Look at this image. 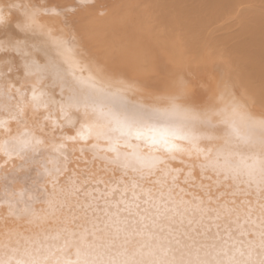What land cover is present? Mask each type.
Masks as SVG:
<instances>
[{
	"label": "bare ground",
	"instance_id": "obj_1",
	"mask_svg": "<svg viewBox=\"0 0 264 264\" xmlns=\"http://www.w3.org/2000/svg\"><path fill=\"white\" fill-rule=\"evenodd\" d=\"M0 21V261L264 260L260 176L204 167L219 142L178 141L174 159L120 148L164 161L149 172L99 135L149 109L187 113L198 136L221 134L201 122L221 127L233 105L264 119V0H0ZM87 95L99 103H70ZM189 220L218 247L180 256L132 231L166 242Z\"/></svg>",
	"mask_w": 264,
	"mask_h": 264
},
{
	"label": "snow or ice",
	"instance_id": "obj_2",
	"mask_svg": "<svg viewBox=\"0 0 264 264\" xmlns=\"http://www.w3.org/2000/svg\"><path fill=\"white\" fill-rule=\"evenodd\" d=\"M82 4H87L90 0H80ZM37 7V6H34ZM45 15L49 12L46 10ZM40 13L34 12L31 19H35ZM2 22V21H0ZM70 103L87 106L89 103L97 104L99 101L91 95L85 97H70ZM79 110V108L77 109ZM221 116L219 123L221 127L213 125L210 121H203L201 123L208 126L209 129L221 134L198 136L195 134L194 129L189 126L188 114L181 112L179 109L173 107L171 110H159L149 109L144 110L142 118L135 122L126 121L125 126L104 128L99 135L107 138L108 147L103 149L105 152L113 153L116 161H121V166L125 169L132 167L136 171L148 170L151 172L157 167L158 164H163L164 161L158 157L149 155L145 157L139 149V146L133 148L132 153H121L120 148L132 147L130 141L136 140L143 143L144 147L149 151L163 152L175 158L172 154L176 152H183L184 149L177 146L178 141H185L189 145L195 147L198 141L207 140L213 144L219 142V146L215 149V152H209L205 159L211 161L210 164H206L204 167H211L220 174L228 175L230 179L239 180L243 175H253L258 173L260 176V190L264 194V119H254L252 116L243 112L239 105L232 106L231 116H226L223 113H218ZM136 124L135 129L131 126ZM82 139L84 137H81ZM28 147L27 144L20 146L21 152ZM95 147V146H94ZM198 154H203L199 152ZM214 157V159H213ZM15 171V169L13 170ZM5 180L8 177H4ZM134 199V198H133ZM123 204L124 201H121ZM152 205L149 208L144 209L145 213L150 212ZM135 208H140L139 204H135ZM129 215H134L131 207L126 209ZM159 211V209H157ZM119 209L117 210V213ZM201 214L203 210H200ZM159 219V217H154ZM172 217L165 215L164 220H171ZM139 223V222H137ZM181 225H184V221H180ZM193 220L187 221L184 230L176 228L175 232H169L166 242H161L158 239V232L155 231L148 224L143 225V229L133 228L132 231L139 234L143 230L151 232L152 235L147 237L144 242V247L149 249L154 248H174L176 253L180 256H184L187 252L205 251L207 247L215 249L217 244L206 245L205 241L210 238L211 229L204 228L203 231L200 228L193 229L191 226ZM163 228L159 229V232H163ZM120 229H117L119 234ZM178 233V234H177ZM216 235H219L217 233ZM214 240L215 237H212ZM223 240V237H221ZM264 240V235H262ZM125 242L129 243L127 237ZM225 245L228 244V240L223 241ZM139 243V241H135ZM227 255V253H224ZM75 255L78 257L75 261L70 260H58L53 261L51 259L41 260L36 257L18 258L14 261L5 259L0 261V264H102L101 261H93L87 256L79 258L80 253ZM243 255V253H241ZM107 264H251V262H242L234 257H230L227 260L224 259H140L136 261L124 260L120 262L108 261ZM264 264V260L260 262Z\"/></svg>",
	"mask_w": 264,
	"mask_h": 264
}]
</instances>
